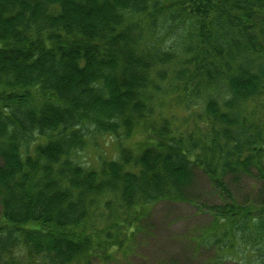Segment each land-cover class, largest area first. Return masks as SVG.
<instances>
[{"label":"trees","instance_id":"trees-1","mask_svg":"<svg viewBox=\"0 0 264 264\" xmlns=\"http://www.w3.org/2000/svg\"><path fill=\"white\" fill-rule=\"evenodd\" d=\"M197 171L221 200L199 244L264 264V192L234 193L264 184V0H0V264L112 257Z\"/></svg>","mask_w":264,"mask_h":264},{"label":"rangeland","instance_id":"rangeland-1","mask_svg":"<svg viewBox=\"0 0 264 264\" xmlns=\"http://www.w3.org/2000/svg\"><path fill=\"white\" fill-rule=\"evenodd\" d=\"M163 99V111H172L167 107L172 101L169 98L165 101ZM173 111L176 112V109ZM140 140V133L134 132L130 144L135 148ZM115 150L116 140L106 135L89 140L86 148L78 153V158L81 163L96 167L98 155L110 159L114 157ZM258 190L264 192V184L246 178L239 181L234 193L236 197L243 198ZM191 193L199 199L195 204L160 201L149 207L146 220L141 221L142 228L135 231V234L127 232L134 235L130 241H124L123 247L116 253L113 250L112 257L106 259L102 258L101 252H95V256L90 258V264H216L212 248L199 243L206 238V232H211L209 229L215 221L214 213L208 208L221 203V200L200 171L196 173ZM230 252L233 251L228 249L230 255L218 263L243 264L241 257Z\"/></svg>","mask_w":264,"mask_h":264}]
</instances>
